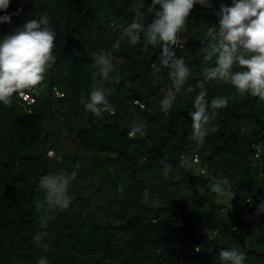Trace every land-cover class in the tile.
I'll use <instances>...</instances> for the list:
<instances>
[{"label":"trees","instance_id":"trees-1","mask_svg":"<svg viewBox=\"0 0 264 264\" xmlns=\"http://www.w3.org/2000/svg\"><path fill=\"white\" fill-rule=\"evenodd\" d=\"M143 2L146 9L153 0ZM234 2L193 5L177 33L180 47L173 46L190 74L168 115L160 100L172 82L161 64V49L132 45L125 31L118 36L145 10L136 0H9V7L0 10L2 16L23 9L11 23H0V41L43 13L56 33L45 94L31 90L34 103L28 109L14 101L16 94L10 104L0 102V264H37L40 257L48 264H220L222 249L243 252L245 264H264V213L256 215L264 201V99L241 93L228 81L205 80L206 69L216 66V56L204 51L213 40L209 27L218 29L221 6ZM151 20L148 16L146 23ZM117 40L120 45L114 48ZM101 51H109L119 64L103 80L106 89H115L106 96L115 111L98 116L80 101L92 90L91 54ZM153 63L162 79L151 75ZM200 83L209 102L215 96L229 102L216 110V131L197 144L191 139L189 113ZM54 88L60 96H54ZM137 122L145 125L144 136L129 137ZM60 137L70 138L73 149L57 152ZM193 155L215 181H229L220 183L225 190L247 193L240 210L208 201L198 191L182 166ZM162 159L172 166L167 175ZM61 172L71 178L70 185L103 178L93 194L108 223L49 207L40 179ZM243 215L251 216L244 227L255 230L254 238L245 240L232 229Z\"/></svg>","mask_w":264,"mask_h":264},{"label":"clouds","instance_id":"clouds-1","mask_svg":"<svg viewBox=\"0 0 264 264\" xmlns=\"http://www.w3.org/2000/svg\"><path fill=\"white\" fill-rule=\"evenodd\" d=\"M209 6L208 0H153L151 6L145 9L143 0H136L139 9H145L125 28V35L132 45H152L161 49V64L166 69V75L172 82V87L160 100L161 110L168 115L173 107L176 94L181 92L190 69L182 55L177 56L173 46L179 49L177 33L185 27V20L195 3ZM9 7V0H0V10ZM158 9V10H157ZM23 9L14 13L0 16V23H11L12 16L19 15ZM218 29L209 27L213 40L204 51L208 55H215L216 66L205 71V80L217 82L228 81L239 92H250L253 96L264 99V0H238L232 7L221 6ZM152 16L151 23L146 18ZM143 34V39H141ZM56 37L50 26L47 13L38 19H29L14 29L11 34L0 41V102L4 105L11 103L13 94L25 96L26 90H33L42 83L46 68L54 62L52 49ZM216 37L220 39L217 41ZM117 40L113 47H119ZM109 51L92 53L93 73L92 90L85 98L82 94L80 103L93 114L114 112L115 106L110 104L106 96L115 89H106L103 80H107L114 70L118 71L109 58ZM234 65L239 70H234ZM154 78L162 79L161 69L155 63L150 65ZM97 77L102 79L98 80ZM200 91L195 97L194 111L189 113L192 120L191 139L197 144L203 143L209 132L216 131L213 121L216 110L228 105L229 98L215 96L209 102L204 83L198 85ZM194 89H188L189 92ZM145 134L142 122L132 124L129 137ZM165 175L171 171V164L161 160ZM220 183L228 184L224 179ZM71 178L61 172L54 176H43L40 186L46 192L50 208L66 209L71 204L68 188ZM210 187L209 185L207 186ZM216 191H221L215 186ZM124 185L118 187L123 191ZM201 193L204 189H200ZM186 194H190L186 190ZM234 193H232L233 196ZM242 195H245L242 193ZM149 198L146 190L143 199ZM248 202L251 200L249 198ZM256 215L264 213V201L257 206ZM37 241L40 237L37 236ZM220 264H245L246 256L237 249H222L218 253ZM37 264H48L44 257H40Z\"/></svg>","mask_w":264,"mask_h":264},{"label":"rangeland","instance_id":"rangeland-1","mask_svg":"<svg viewBox=\"0 0 264 264\" xmlns=\"http://www.w3.org/2000/svg\"><path fill=\"white\" fill-rule=\"evenodd\" d=\"M125 29V28H124ZM124 29L119 31V39L122 38V32H124ZM178 44L179 38H178ZM112 63L114 66L118 65L119 62L117 59L110 57ZM49 75V70L46 68L45 74H44V80L41 84H39L36 87V92L38 95L45 94V85L47 81V77ZM54 96L58 97L60 96V93L54 88ZM15 102H17L16 99H14ZM136 104V103H134ZM31 110V109H30ZM56 147L58 148V151H68L73 149V141L70 138L60 137L59 140L55 143ZM53 153L54 150L52 149ZM193 157V156H192ZM191 157V159H192ZM190 158L186 157L182 161V166L185 168L186 171L189 172L191 175V178L194 179L197 185L198 191L201 193L200 189H204V192L201 193L203 196L206 197L208 201L217 203L221 205L224 208L232 209V210H240L247 202V193L245 191H242L238 194H233L225 190L223 186L215 181L211 176L210 173L207 171V166L199 161L192 162ZM54 163H58V158L54 157L53 159ZM103 180L102 177L96 176L92 179H87L84 182H77L73 183L68 188V195L71 198V204L69 205V209L74 211L75 213H80L85 218L91 220L92 222L99 223V224H106L110 221V218L107 216L106 213H103L99 211L96 208V203L98 197L93 194L95 191L96 186L100 184V182ZM210 186L209 188L207 186ZM219 186L222 190L216 191V187ZM244 193L245 195H242ZM73 203V204H72ZM80 205H82V208H79ZM250 215H243L241 217V223L235 224V226L232 228L234 231H236V235L247 240L250 238L255 237V230L251 227H248L245 229L244 224L248 220H250ZM60 264H89L82 260H77L75 262H64ZM91 264V263H90ZM95 264H106V263H95Z\"/></svg>","mask_w":264,"mask_h":264},{"label":"built area","instance_id":"built-area-1","mask_svg":"<svg viewBox=\"0 0 264 264\" xmlns=\"http://www.w3.org/2000/svg\"><path fill=\"white\" fill-rule=\"evenodd\" d=\"M16 96H17L16 100H17L18 104H20L24 108L28 109L34 103V98L31 94V90H26L25 96H23V97L19 96L18 94H16ZM47 156L53 157V152L47 151ZM191 160H192V162H197L196 155H193Z\"/></svg>","mask_w":264,"mask_h":264}]
</instances>
